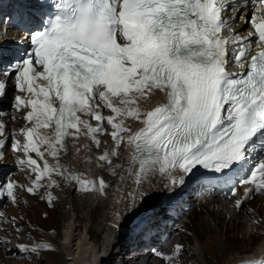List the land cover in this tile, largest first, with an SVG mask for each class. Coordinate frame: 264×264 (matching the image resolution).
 I'll return each instance as SVG.
<instances>
[{
  "label": "snow or ice",
  "instance_id": "snow-or-ice-1",
  "mask_svg": "<svg viewBox=\"0 0 264 264\" xmlns=\"http://www.w3.org/2000/svg\"><path fill=\"white\" fill-rule=\"evenodd\" d=\"M51 7L55 13L30 32V50L0 67V98L12 78L19 93L12 108L19 115L11 119L24 121L9 133L0 119V158L10 138L21 154L17 167L34 175L30 186L0 183V196L16 203L19 189L35 195L55 185L53 174L76 190L102 193L103 179H81L59 162L50 166L41 146L58 158L67 154L68 137L88 136L99 148L103 135L111 137V150L101 162L111 164L121 145L131 148L122 179L136 186L132 204L147 195L143 188L153 176L176 183L174 171L195 176L200 167L243 173L238 182L250 187L236 200L238 209L253 194H264V0H53ZM240 21L250 26L246 35L233 31ZM3 55L0 49V64ZM233 65L241 71L230 72ZM157 91L166 101L143 111L140 100ZM129 119L143 127L134 132ZM230 191L237 194L235 187ZM53 199L49 192L50 205ZM0 221L21 230L15 217L0 214ZM10 243L7 235L0 238V248ZM14 247L32 255L54 250L48 243ZM182 248L155 255L176 264Z\"/></svg>",
  "mask_w": 264,
  "mask_h": 264
},
{
  "label": "bare ground",
  "instance_id": "bare-ground-1",
  "mask_svg": "<svg viewBox=\"0 0 264 264\" xmlns=\"http://www.w3.org/2000/svg\"><path fill=\"white\" fill-rule=\"evenodd\" d=\"M29 1L35 4L34 0H29ZM8 44L9 42H5L3 44L5 49L9 48ZM163 95H164L163 93H157L153 97L155 98L154 100L145 99L144 101H140L139 103L141 109L143 111L151 110L152 108L158 105V102H160V100L164 99ZM7 107L8 106H4L0 109V113H2V115H0V118L5 122L6 130L10 133L12 130H19L21 128V126L17 125L16 123L20 124L21 122H23L22 123L23 125L24 121L22 119H17L13 121L11 117L13 115L18 116L19 114L16 113L15 110L14 111L10 110L6 112ZM136 126L141 127L142 124L139 121H137ZM39 131L44 136L50 135L49 129H40ZM9 142H10V138H9ZM79 142L86 143L87 145V148L85 149L86 165L84 166L85 169H83L82 171L83 173L80 172L79 169V167L82 164L78 166L77 162L76 165L66 166L65 169H67V171L70 174L78 175L80 176L81 179L84 180L98 181V178L103 179L106 183V186H108V181L106 179V176H104V174L103 177L99 173L94 172L93 169L91 171L89 170L90 167H88V164H90L91 161H93L95 164H98V162H100L98 159L99 158L98 155L100 156L101 153L103 152V151L98 152L97 150H95L92 141L89 144L88 140L84 138H78V139L73 138L70 140L68 139L66 143L67 150L69 149V151L67 152L68 156L71 157L72 159L74 153L72 151L71 145L77 144V146H75L76 148L78 147ZM84 145L85 144H83V147ZM105 145L108 146L107 144ZM78 148L81 147L79 146ZM100 149H102V144L100 146ZM41 151L45 152V159L47 160L48 146L43 145ZM118 151H119V155L117 158L112 157L113 161L111 165L115 164L117 166L118 160L121 157L122 161L119 160L121 166L117 168L116 174L113 173L110 175L111 179H113L114 176L116 177V181H118V186L116 187V190L114 192V199L109 200V203L113 206V208H114V203L116 202L117 206L115 205V210L116 212H118V215L114 216L115 214L113 213L114 217H108L105 220L106 223L105 224L103 223V226H100V229L98 231H95V233L89 235H87V232L81 233L79 231L80 229L78 226L80 224H77L79 222V219L77 220L78 217L77 215H79L78 211L88 208V206H90L91 203L90 200H92L90 197L94 196L92 194H94L95 191L79 192L78 190L77 193L73 195L75 198L73 197L74 200H72L71 203V206L73 207L72 208L73 211L71 213L63 212L62 213L63 215L60 217V220L56 222V226L59 229L58 232H56V235L55 236L52 235L50 236L49 234L46 235L48 237V241H51L54 245L52 246L54 249L53 251H43L46 252L47 256L51 254L59 255L61 261L60 264H65V263L101 264L102 258L96 254H93V252H91L90 250L91 242L89 241L91 239H93L94 241L97 239V243H98L100 240V236L103 233L109 231L112 238L109 240L108 244H106V251L107 252L109 251V253L112 255L113 253H115V251H117L120 248L121 244H123L126 241L125 237H127V232H128V236H130L132 240L137 241L136 239H140L141 234L143 232L145 233L147 230L171 231L169 245L164 251V255H172L174 253L172 251L173 250L172 247L174 246V250H175L177 245H182L179 243H183V245L185 246L187 245L188 252L191 256L190 261H192L193 264H234L236 262L244 263L245 261L248 260V258L252 256H257V257L262 255L264 256V252H263L264 246L261 243H260L261 246H258V249L254 251L251 250L244 256L239 255V253L236 252V248L233 244V242H239V240L236 239V236L233 237L232 235L228 234V232L233 231V229L236 226L235 217L239 218L240 220L239 223L243 224L242 230L239 232L242 233L244 239L248 237V233L254 232V229L252 231L251 229L254 228L255 226L257 227L260 222L258 223V225L254 224L253 227H251L250 225L248 226V222L246 221L244 222L242 217L241 218L238 217L242 211H237V210H241L242 208H244L246 204L249 205L250 202H252L250 207H253L252 212L254 213H252L251 217L253 219L259 220L260 219L259 217L261 218L264 217V213H263L264 211H262L264 208L261 205L259 198L257 199L254 198L253 201L249 200L244 202L239 209L236 207V205L235 207L232 205V207L230 208L232 209V212H230L229 209V213L233 217H231L229 221L232 220L235 223H233L230 227H228L226 224L227 223L226 216L228 215L226 210L228 209L229 201L218 202L213 200L207 203H199V202L192 203L191 207L189 208L188 215H185L181 219L185 224V220L192 213L189 216L190 224H188L186 227L192 232V236L191 237L186 236L185 239L182 238L181 240L177 241V243L175 244V240L172 237V232L176 231L179 228L176 227V222L180 220L175 218L178 215L179 207H182L184 203H189L194 198L191 197L190 199L189 194H185V193L177 194L178 193L177 187L169 182L168 177L153 179L156 177L153 176L151 182L146 184L143 188V191L147 195L143 198V200H137L136 204H132L129 193L133 192V189L136 186L133 183V179H122V177L126 176V170L130 159L131 148L128 147L127 145H121ZM32 155L35 158V154ZM2 158L11 159V157L5 153V150L3 151ZM4 161L5 160L0 161V176L3 173L4 166L7 164ZM66 161L67 160L65 159L64 162ZM205 173L216 174V172L214 171H207ZM194 177L195 176H193L191 173L186 174V184H189L190 179ZM151 183L153 184L151 185ZM71 186L74 190H76V186L74 183H71ZM59 201L56 202L55 200V208L60 206V204H58L60 203ZM14 205L15 203L11 204L10 207L6 209L7 216H8V212H12V206ZM104 206H105L104 203L102 202V200H100L97 202L95 207L90 211L92 223L97 224V222H99L100 219L104 217L103 212H101ZM255 207H259V209H255ZM157 209L158 211H156ZM166 212H169V214H167ZM127 217L128 219H130V222L133 221V223L130 224V226L134 225V229H132L133 231L131 233H129V231H126L129 226V221L126 223ZM109 221L115 222V226L114 227L110 226ZM156 223H158V226L155 225ZM11 225L12 224L10 223L5 225L4 229H6V233H1L2 236L7 235L10 239L12 238V233H11L12 231L9 230ZM263 229H264V225H263ZM90 230L91 229H89L88 231ZM91 231L93 232V230ZM74 246L76 247L74 248ZM13 248L14 250H17L15 247H13L12 243L7 245L8 250H13ZM8 250H5L4 248H0L1 258L4 257V255L7 253ZM9 259L10 260H5L2 263L3 264L15 263L14 259L12 258ZM138 259L139 258L134 255L132 257L130 256L127 259L123 260V262L127 264H138ZM181 261H182V257L178 255L176 257V264H188L187 262H185V260H183L182 263ZM156 264H166V261H164L161 257H159Z\"/></svg>",
  "mask_w": 264,
  "mask_h": 264
},
{
  "label": "rangeland",
  "instance_id": "rangeland-1",
  "mask_svg": "<svg viewBox=\"0 0 264 264\" xmlns=\"http://www.w3.org/2000/svg\"><path fill=\"white\" fill-rule=\"evenodd\" d=\"M7 16L8 14L6 13L5 19H3L2 23H5V26L8 27L10 26V18L7 19ZM83 144H85L84 147H83ZM75 146H77V144L71 145L72 151L74 153V155L72 154L73 155L72 159L71 157L68 156V153L66 155L61 153V155L58 158H54L48 154V157H47L48 163L50 162V165L54 167L57 164V162H59L61 167L66 168V166L76 165V162H77L78 166L82 164L79 167L80 172H82L83 169H85L84 166L86 165L85 149L87 148V145L86 143L79 142L78 147L80 146L81 148H78V147L75 148ZM68 151L69 149L67 150V152ZM65 159L67 160L66 162H64ZM119 160L122 161L121 157ZM119 160H118V166H121ZM88 167H90L89 168L90 171L93 169L94 172H97L102 176L104 174V176H106V179L108 181V186L105 187L102 193L99 191H95V193L92 194L94 196L90 197L92 199L90 200L91 201L90 206H88V208L83 209L84 211L83 210L78 211L79 215H77L78 216L77 220L79 219V222L77 224H80L78 225L80 229L79 231L81 233L87 232V235L95 233V231H98L100 229V226H103V223L104 224L106 223L105 220L108 217H114L118 215V212H116L115 210V205L117 206L116 202L114 201L115 202L114 208L109 203V200L114 199V192L116 190V187L118 186V181H116V177L114 176V178L111 179L110 175L113 173L116 174L118 167L115 164L111 165V164H107L101 161L98 162V164H95L93 161H91L90 164H88ZM52 177L54 180H56L57 183L53 185L51 188H41L40 190L37 191L35 195H29L27 193L26 194L22 193V190L19 191L18 201L15 203L14 206H12V212H8V217L9 218L15 217L16 224L19 225L21 228L20 232L16 233L14 231V226L13 225L10 226L9 230L12 231L11 232L12 238L10 240L12 241L11 243L13 244V247L15 246V244L33 246L36 244H43V243H48L54 246L51 241H48V237L46 235L47 234H49L50 236L56 235V232H58L59 230L56 226V222L60 220V217L63 215L62 214L63 212L71 213L73 211L72 209L73 207L71 206V203H72V200H74L75 198L73 195L77 193L78 190H74L71 186V183L66 181L63 177H61L58 174H53ZM99 180L100 179L98 178V181ZM98 181L96 182L98 183ZM49 192L54 198L51 202V205L49 204V201H48ZM257 198L260 199L261 205L264 208V194L257 196L256 199ZM55 200L56 202L60 200L59 201L60 203H58L60 204L59 207L55 208ZM100 200H102V202L105 205L101 211L103 212L104 217L101 218L100 221L97 222V224H94L91 222L92 218H91L90 211L95 207L97 202ZM251 204L252 202H250V204L247 205L244 209L242 208L243 210L238 217L240 218L242 217L244 222L245 221L248 222V226L250 225L251 227H253L254 224L258 225V223L260 222L257 227L255 226L254 228L251 229V231L254 229V232L248 233V237L244 239L242 233L239 232L242 230L243 224L239 223L240 220L237 217H235L236 218L235 228L233 229V231L228 232V234L232 235L233 237L236 236V239L239 240V242H233V244L236 248V252L239 253V255L241 256H244L251 250L254 251L258 249V246H261V244H263L264 246V240H263L264 239V229H263L264 217L262 218L259 217L260 218L259 220L253 219L251 216H252V213L254 212H252L253 207H250ZM228 205H229L228 209L226 210V212L228 213V215L226 216L227 217L226 224L228 227H230L235 222L232 220L229 221V219L233 217L229 213V209L232 207L233 204L231 201H229ZM158 209L156 211H158ZM255 209H259V207H255ZM262 211H264V209ZM230 212H232V209H230ZM166 213L169 214V212H166ZM189 216L185 220V224L183 220L181 219L180 221L176 222L177 224L176 227H179V228L176 231L172 232V237L175 240V244L177 243V241L181 240L182 238L185 239L186 236H190V237L192 236V232L188 228H186L187 225L190 224ZM128 221H129V226H130V224H132L133 221L130 222V219H128L127 217L126 223ZM109 223H110V226L112 227L115 226V222L109 221ZM183 225H186V226H183ZM129 226L126 231H129V233H131L133 231L132 229H134V225L133 226L131 225L130 228ZM89 229L93 230V232L91 230L88 231ZM111 238L112 236L110 235V232L107 231L100 236V240L98 243H97V239L95 241L91 239L89 241L91 242L90 244L91 252H93V254H96L102 258L101 264H127L123 262V260L127 259L130 256L131 257L133 256L132 248L135 244L133 243L135 240H132L131 237L128 236V232H127V237H125L126 241L123 244H121L120 248L117 251H115V253L111 255L109 251L108 252L106 251V244H108ZM179 244L183 245V243H179ZM183 246H184V249H182V252L179 254V256L182 257V261L185 260V262H187L188 264H193L192 261H190L191 256L188 252L187 245L186 246L183 245ZM75 247L76 246H74V248ZM172 249H173L172 251L175 252L174 246L172 247ZM9 258H12L15 260L14 264H58V263L60 264L61 263L59 255L51 254L47 256L46 252H43V251H41L39 255H32L28 253H20L18 249L14 250V248L13 250L7 251L4 257L1 259V264H3L2 262H4L5 260H10ZM6 264H11V263H6Z\"/></svg>",
  "mask_w": 264,
  "mask_h": 264
}]
</instances>
